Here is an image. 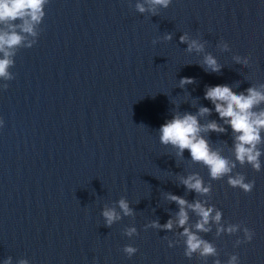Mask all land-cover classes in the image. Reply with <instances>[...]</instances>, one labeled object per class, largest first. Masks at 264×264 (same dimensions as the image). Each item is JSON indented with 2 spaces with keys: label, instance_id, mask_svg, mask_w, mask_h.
Returning <instances> with one entry per match:
<instances>
[{
  "label": "water",
  "instance_id": "95a60500",
  "mask_svg": "<svg viewBox=\"0 0 264 264\" xmlns=\"http://www.w3.org/2000/svg\"><path fill=\"white\" fill-rule=\"evenodd\" d=\"M42 11L37 35L12 50L14 79L0 88V264H229L233 256L236 264H264V155L259 172L237 164L231 173L254 182L245 194L227 176L210 179L187 150L178 156L159 142L173 115L207 107L199 123L215 121L224 131L201 135L234 160L232 130L204 92L216 85L264 92V0H171L167 8L148 0H46ZM192 41L202 51L189 50ZM209 54L219 73L205 71ZM185 78L193 83L181 87ZM261 140L264 153V130ZM192 175L208 193L182 184ZM168 195L212 207L221 220L198 231L200 217L185 207L180 227ZM105 209L120 217L110 227ZM229 226L239 227L217 231ZM185 228L215 255H185ZM125 247L136 251L129 256Z\"/></svg>",
  "mask_w": 264,
  "mask_h": 264
},
{
  "label": "clouds",
  "instance_id": "9594fccd",
  "mask_svg": "<svg viewBox=\"0 0 264 264\" xmlns=\"http://www.w3.org/2000/svg\"><path fill=\"white\" fill-rule=\"evenodd\" d=\"M46 0H0V26H5L7 31L0 27V53L3 58H0V81L5 83L0 84V88L7 89L8 81L14 79L13 73L9 71L14 66V61L10 57L15 53L12 51L20 46L27 36L35 37L36 25H38L43 16L42 6ZM171 0H148L152 6H160L167 8ZM138 12H145V8L137 4ZM171 39L170 36L165 37ZM186 36H181V43L186 41ZM31 46V44L27 45ZM195 49L202 51L203 46L196 41L189 44V50ZM226 50V46H225ZM237 62L239 58L237 57ZM246 63V61H245ZM205 71L211 73H219L221 68L216 59L212 55H206L203 61ZM191 79H182L180 86L191 84ZM264 88V85H261ZM204 99L209 101L219 119L231 128L233 133L232 152L234 160L230 161L222 156L219 150H214L210 147L208 140L204 138L202 133L218 132L222 133L224 128L219 126L215 121H211L206 125L199 123L198 117L210 115L211 110L207 107H201L197 115L184 113L183 115L177 113L173 115L171 120L166 121L159 128V142L164 146H171L176 149V154L182 156L183 152L187 150L190 158L194 163L203 164L207 170L210 179L220 180L225 176L228 177L227 184L233 189H239L245 194L250 193L254 187V182H245V176L242 174L231 175L233 169L237 164L243 166L249 165L255 172L261 170L260 157L264 155L258 147L261 143V131L264 130V110L256 111V109L264 103V92L257 90L254 87H249L244 93H235L232 88L226 85H216L206 87L204 92ZM3 126V121L0 120V127ZM182 184L191 191L198 194H206L209 188L203 186L202 180L196 176H188L183 179ZM167 199L176 203L179 206L177 213L178 226L183 227L188 215L185 207L190 208L196 213L200 220L195 225L196 229L201 232H207L210 229L205 225L212 221L219 223L221 220V213L216 211L215 216H212L214 209L212 207H204L200 202L187 204V202L175 195H168ZM119 208L124 215H131V210L127 202L121 199L118 202ZM105 220V225L110 227L112 223L120 217L114 209H105L102 212ZM156 227L157 225H153ZM164 229L171 230L172 221L169 220L164 226ZM239 226H229L227 229H217L218 232L226 231L233 233L238 230ZM135 229H129L126 233L131 235ZM244 238L246 242H250L253 233L247 229H243ZM183 235L187 237L186 246L187 251L185 255L190 256L192 253L200 251L202 256H214L215 248L208 242L198 238L195 234L189 232L187 228L184 229ZM239 243V241H238ZM136 249L132 247H125L124 252L129 256L133 254ZM237 257L233 256L229 259V264H236ZM3 264H11V258L6 259ZM19 264H28L26 260H20Z\"/></svg>",
  "mask_w": 264,
  "mask_h": 264
}]
</instances>
